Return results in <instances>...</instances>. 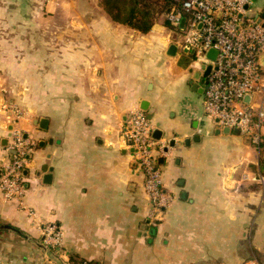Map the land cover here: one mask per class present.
Here are the masks:
<instances>
[{
  "label": "crops",
  "instance_id": "crops-1",
  "mask_svg": "<svg viewBox=\"0 0 264 264\" xmlns=\"http://www.w3.org/2000/svg\"><path fill=\"white\" fill-rule=\"evenodd\" d=\"M163 29L115 22L100 0H0V172L11 106L31 141L21 199L0 189V264H264V127L255 144L207 118L202 65L168 55ZM137 108L172 197L155 224L122 138Z\"/></svg>",
  "mask_w": 264,
  "mask_h": 264
},
{
  "label": "built area",
  "instance_id": "built-area-1",
  "mask_svg": "<svg viewBox=\"0 0 264 264\" xmlns=\"http://www.w3.org/2000/svg\"><path fill=\"white\" fill-rule=\"evenodd\" d=\"M253 5V0H170L165 18L171 27L170 42L192 51L202 66L210 65L203 90L204 115L257 144L264 127V19L252 11ZM210 49L215 51L213 58L207 56ZM9 112V159L0 172V189L7 202L21 199L24 193L23 171L31 151V141L18 125L21 110L11 106ZM152 130L149 117L137 108L128 113L122 138L143 175L145 217L155 224L172 197L162 185L157 163L161 146ZM41 230L45 241L59 242L60 232L54 225L46 224Z\"/></svg>",
  "mask_w": 264,
  "mask_h": 264
},
{
  "label": "trees",
  "instance_id": "trees-1",
  "mask_svg": "<svg viewBox=\"0 0 264 264\" xmlns=\"http://www.w3.org/2000/svg\"><path fill=\"white\" fill-rule=\"evenodd\" d=\"M100 4L113 21L145 33L151 29L158 15H165L170 0H100ZM258 149L259 167L264 174V140L258 144Z\"/></svg>",
  "mask_w": 264,
  "mask_h": 264
},
{
  "label": "water",
  "instance_id": "water-1",
  "mask_svg": "<svg viewBox=\"0 0 264 264\" xmlns=\"http://www.w3.org/2000/svg\"><path fill=\"white\" fill-rule=\"evenodd\" d=\"M260 18H264V11L261 13V16H260ZM182 25V21H181V23H180V26ZM176 50H177V47H176V45L175 44H173V43H170L169 45H168V47H167V54L168 55H174L175 53H176ZM215 55V51L214 50H212V49H210L208 52H207V56L209 57V58H213V56ZM201 69H202V71H203V73H202V81H203V78H205L206 77V75L208 74V72H209V70H210V65H206V66H202L201 67ZM203 83H204V81H203ZM205 84V83H204ZM204 87H205V85H204ZM248 100V97L246 98V101ZM41 122H42V120H41ZM230 129L229 128H227V127H224V131H226V132H228ZM235 132H238V130L237 129H233ZM158 132V131H157ZM153 137L155 138V139H157V138H159V135L157 134V135H155V133H154V135H153Z\"/></svg>",
  "mask_w": 264,
  "mask_h": 264
},
{
  "label": "rangeland",
  "instance_id": "rangeland-1",
  "mask_svg": "<svg viewBox=\"0 0 264 264\" xmlns=\"http://www.w3.org/2000/svg\"><path fill=\"white\" fill-rule=\"evenodd\" d=\"M255 1V0H254ZM156 23H157V26H160L161 29L164 30V33L166 35L169 34L170 32V25L168 24L166 18H165V15L164 14H160L158 15V17L156 18ZM176 42L179 43L181 42V35L178 36V38L176 39ZM16 83H10L11 86H15Z\"/></svg>",
  "mask_w": 264,
  "mask_h": 264
}]
</instances>
